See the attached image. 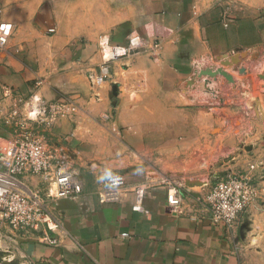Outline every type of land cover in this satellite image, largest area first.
I'll list each match as a JSON object with an SVG mask.
<instances>
[{"label": "crops", "instance_id": "crops-1", "mask_svg": "<svg viewBox=\"0 0 264 264\" xmlns=\"http://www.w3.org/2000/svg\"><path fill=\"white\" fill-rule=\"evenodd\" d=\"M0 23L13 27L0 54V143L18 141L30 127L48 154L82 182L78 199L54 200L43 177L22 179L61 220L58 246L4 228L0 251L6 259L245 264L237 232L264 240V176L257 180L260 199L231 234L212 221L205 204L215 184L209 171L185 164L181 170L177 161L216 144H263L264 0H0ZM132 37L142 38L145 48L113 63L111 78L94 88L88 75ZM253 67L263 83L250 103ZM32 98L72 100L77 110L58 121L29 122ZM217 128L223 133L213 134ZM110 173L124 175L122 191L104 187ZM183 176L191 182L182 184ZM205 176L208 182H193ZM137 186L145 189L142 212L132 210ZM172 188L181 200L177 212L167 203ZM248 213L259 232H245L252 226Z\"/></svg>", "mask_w": 264, "mask_h": 264}, {"label": "built area", "instance_id": "built-area-1", "mask_svg": "<svg viewBox=\"0 0 264 264\" xmlns=\"http://www.w3.org/2000/svg\"><path fill=\"white\" fill-rule=\"evenodd\" d=\"M13 27L9 23H0V54L5 51ZM53 33L54 30H50ZM140 37L128 39L126 45L115 46L109 59L90 73L88 79L94 88L102 87L111 78V65L116 61L138 53L145 48ZM77 105L72 100L46 103L32 98L27 104L26 113L37 118H49L52 121L66 118L75 113ZM254 167L237 175H231L216 182L204 197L205 204L214 223L227 226L233 233L241 214L250 208L258 197L254 183ZM62 161H55L47 152L43 143L32 134L24 133L12 143H0V229L8 228L36 236L50 247L58 246L57 235L61 229V220L46 207L39 193L31 192L23 182L25 176H41L50 183L48 198L54 200H76L82 193V182ZM126 186L124 175L110 173L104 176L107 190L122 191ZM135 212L143 211L145 189L137 186L133 190ZM100 197V202H104ZM167 203L171 211L180 207L178 191L172 188L167 194Z\"/></svg>", "mask_w": 264, "mask_h": 264}, {"label": "rangeland", "instance_id": "rangeland-1", "mask_svg": "<svg viewBox=\"0 0 264 264\" xmlns=\"http://www.w3.org/2000/svg\"><path fill=\"white\" fill-rule=\"evenodd\" d=\"M261 69L262 71H264V65L261 66L260 70ZM260 70L254 69L253 67V70H252L253 72H251V75L248 77L249 84L251 83L253 87V92H254V95L252 96L250 103H253L254 100H257L261 93V89L259 87L261 86V83L263 82H259V79H258L259 75L257 73ZM12 107H15V106L12 105L11 108ZM27 118L29 122L36 120L32 113L28 114ZM2 124L5 125V123L1 121L0 125ZM245 130L247 132L248 129H242V132ZM236 131H238V129L233 128L232 130L233 133L232 132L231 133H232V136L237 137L236 139L238 140L240 133ZM212 132L213 134L217 135V134H222L223 130L220 128H217V129H213ZM24 133L31 134L32 129L29 127L28 129L24 130L23 134ZM260 142H263V144L258 143V144L245 145V144L236 142L232 144L211 145L210 149L207 148L203 150L202 148H200L193 155L192 160H189V161L178 160L177 161L178 169L183 168L182 164L183 165L185 164L186 165L185 168L189 167V169L192 168L191 166H193L194 168L196 166H199L201 167V170H198V171H204L205 174H207V171H209L210 183H216L231 175H237L244 171H247L250 169V166L252 165L254 167V170L252 171H253V174L255 175L254 183L257 187L258 195H260L259 196V199H260L261 194H262L260 189L262 187L260 186L261 188L260 189L258 188L257 180L261 179V177L264 176V136L262 140H260ZM245 146H247V148H244ZM205 157H209L210 159H206ZM248 161L251 162L252 164L249 165L250 163ZM72 173L75 174L74 172ZM180 178H181L180 182L182 184H187V183L189 184V182H191L184 176ZM199 180L200 181L194 180L193 182L195 183L208 182L207 176L200 178ZM259 192L261 194H259ZM249 209L250 208H248L243 214H241L239 218L245 216L246 212H248ZM248 215L252 219V226L250 229H247L245 232H252V230L253 232L255 231L259 232V228L254 223L255 216H252V214L250 215L249 213L247 214V216ZM243 232L244 231H241V230L237 232V243L239 242L238 244H239V251H240L239 253H240L241 260L244 261L245 264H264V240H256L254 237L253 239L247 240L245 239L246 235ZM2 234H4V230L0 229V235ZM1 248L2 246H1V239H0V249ZM5 261L11 262L14 260H12L11 257H8L7 259L5 257Z\"/></svg>", "mask_w": 264, "mask_h": 264}, {"label": "water", "instance_id": "water-1", "mask_svg": "<svg viewBox=\"0 0 264 264\" xmlns=\"http://www.w3.org/2000/svg\"><path fill=\"white\" fill-rule=\"evenodd\" d=\"M233 60V62L234 63H237L235 60L236 59H232ZM117 85H113L112 86V97H111V99H113L114 97H116V95H117ZM0 264H17L15 261H13V262H9V261H4V253H2L1 251H0Z\"/></svg>", "mask_w": 264, "mask_h": 264}, {"label": "bare ground", "instance_id": "bare-ground-1", "mask_svg": "<svg viewBox=\"0 0 264 264\" xmlns=\"http://www.w3.org/2000/svg\"><path fill=\"white\" fill-rule=\"evenodd\" d=\"M4 261H5V257H4Z\"/></svg>", "mask_w": 264, "mask_h": 264}]
</instances>
